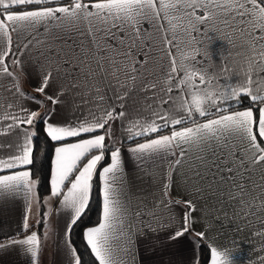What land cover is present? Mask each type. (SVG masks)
<instances>
[{
	"label": "crops",
	"instance_id": "0c3cea01",
	"mask_svg": "<svg viewBox=\"0 0 264 264\" xmlns=\"http://www.w3.org/2000/svg\"><path fill=\"white\" fill-rule=\"evenodd\" d=\"M62 1L0 0V264H78L69 231L103 159V137L91 134L103 120L113 151L100 172V222L84 231L98 264H196L197 238L210 249L208 264H264V152L253 109L197 120L262 101L264 143V8L255 0ZM10 48L23 85L51 102L48 136L77 138L53 151L40 226L26 167L41 104L7 69Z\"/></svg>",
	"mask_w": 264,
	"mask_h": 264
},
{
	"label": "trees",
	"instance_id": "16d2710c",
	"mask_svg": "<svg viewBox=\"0 0 264 264\" xmlns=\"http://www.w3.org/2000/svg\"><path fill=\"white\" fill-rule=\"evenodd\" d=\"M80 1L97 2V1H103V0H80ZM255 1L261 7L264 8L263 0H255ZM70 3H72L71 0H66V1L60 2L59 5H68ZM55 5L57 4H50V5H43V6H19V7L11 8L7 11H10V12H21L22 11L23 12V11L39 9V8H44V7H51ZM11 52H12V48H10L5 58L7 69L17 79V81L19 82V87L25 95L32 96L41 102V110L34 117V119L29 125V128L31 129V134H32L31 136L32 154H31L30 163L26 167V169L30 171V178H31V181L34 183L35 196L39 204L41 218H40V222L38 226H40L41 222L43 221L42 199L50 194L49 180H50V172H51V167H52L53 151L57 146L68 143L73 140H76L77 138L67 139L63 141L51 140L44 126L45 118L47 117L50 107H51V102L47 98L30 91L23 85V78L21 74L17 70V67L11 62ZM260 103H263V102L254 101V102H249L247 104H245L244 102H239L238 104L232 105L228 107L227 109L222 110L220 112H216V113H212V114L199 117L197 118V120L202 121V120L212 119L222 113L239 110L244 107L252 108L254 112V116H253L254 135L257 139L259 147L264 152V143L262 142V140L256 133L257 123H258V118H259V110H260V105H261ZM192 125L193 123L189 121V122H184V123L175 125L173 127L162 128L156 132L143 135L136 139H131L125 142L124 146H130L138 142L147 141L155 137L166 135L173 130L183 129L186 127H190ZM96 133L97 132H93L91 134L94 135ZM98 133H103V131L100 130L98 131ZM89 135L90 134L85 135V136H89ZM111 151H113V148H109L105 146L103 147L102 149L103 159L99 162L90 180V194H89L87 205L84 211L82 212V214L75 221V223L72 225L69 231V242L73 250L75 251V254L77 255L78 264H98L97 259L95 258L89 246L85 242L84 231L87 228L97 226L100 222L101 206H102L100 172L108 164L109 155ZM27 232H29V229H26L25 231L21 232L18 236L21 237L27 234ZM197 241H198V258H197L196 264H208L210 257H211L210 249L207 246V244L204 243L199 238H197Z\"/></svg>",
	"mask_w": 264,
	"mask_h": 264
},
{
	"label": "rangeland",
	"instance_id": "374dc122",
	"mask_svg": "<svg viewBox=\"0 0 264 264\" xmlns=\"http://www.w3.org/2000/svg\"><path fill=\"white\" fill-rule=\"evenodd\" d=\"M29 97H32V96H29ZM32 98H34V97H32ZM34 99H36V98H34ZM36 100H38V99H36ZM39 101V100H38ZM40 102V101H39ZM40 104H41V102H40ZM218 112H220V111H218ZM214 113H216V112H214ZM227 113V112H226ZM222 114H225V113H222ZM207 121H209V119H207V120H202V122H207ZM104 120L102 121V125L98 128V130H97V135H100V136H102L103 137V140H104V146L106 145V146H108V144H107V142H106V128H107V121H105L104 123ZM100 130H102L103 131V133H98V131H100ZM103 146V147H104ZM103 149V148H102ZM102 151V150H101ZM102 158H103V156H102Z\"/></svg>",
	"mask_w": 264,
	"mask_h": 264
}]
</instances>
